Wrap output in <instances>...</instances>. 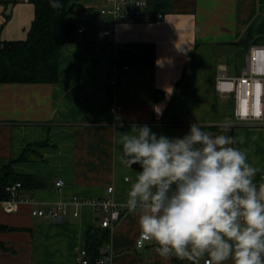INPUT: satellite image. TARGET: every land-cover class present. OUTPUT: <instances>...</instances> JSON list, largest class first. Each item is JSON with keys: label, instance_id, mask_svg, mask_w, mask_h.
<instances>
[{"label": "crops", "instance_id": "1", "mask_svg": "<svg viewBox=\"0 0 264 264\" xmlns=\"http://www.w3.org/2000/svg\"><path fill=\"white\" fill-rule=\"evenodd\" d=\"M108 1L79 2L74 15L85 30L61 48L56 84H0V175L10 166L46 185L25 194L29 202L0 203V264H77L87 232L100 227L90 202L103 198L123 211L108 229L111 264H188L162 259L151 243L137 248L138 217L123 205L125 177L135 179L139 169L119 158L120 133L133 124L168 138L183 137L196 122L213 133L224 125L259 170L255 178L264 173V128L236 125L232 101L215 84L220 75L242 74L231 58L243 48L264 46V0H149L142 19L117 26L113 41L103 35ZM35 15L31 0H0V44L26 41ZM139 42L155 45V68L118 69L117 49ZM221 46L237 52L218 57ZM58 205L67 211L62 220L32 215Z\"/></svg>", "mask_w": 264, "mask_h": 264}, {"label": "clouds", "instance_id": "2", "mask_svg": "<svg viewBox=\"0 0 264 264\" xmlns=\"http://www.w3.org/2000/svg\"><path fill=\"white\" fill-rule=\"evenodd\" d=\"M220 128L213 133L196 122L183 137L168 138L133 124L120 133L121 163L139 169L135 179L125 177L123 206L138 217L140 241L164 260L264 264V183H256L247 151Z\"/></svg>", "mask_w": 264, "mask_h": 264}, {"label": "trees", "instance_id": "3", "mask_svg": "<svg viewBox=\"0 0 264 264\" xmlns=\"http://www.w3.org/2000/svg\"><path fill=\"white\" fill-rule=\"evenodd\" d=\"M81 0H58L60 7H51L50 0H31L36 15L26 41L0 44V84H56L59 80V56L61 48L72 44L79 31V21L74 11ZM242 49L240 53H246ZM156 65V48L152 43H133L120 46L116 54L118 69L124 66L143 67L153 70ZM214 131L213 128L203 129ZM157 136L159 134L157 133ZM257 184L263 183L255 178ZM20 183L21 194H29L44 188L42 179L20 177L9 166L0 175V199L7 200V188ZM1 229V228H0ZM110 243L108 229L90 228L85 240L89 264H97L102 251Z\"/></svg>", "mask_w": 264, "mask_h": 264}, {"label": "built area", "instance_id": "4", "mask_svg": "<svg viewBox=\"0 0 264 264\" xmlns=\"http://www.w3.org/2000/svg\"><path fill=\"white\" fill-rule=\"evenodd\" d=\"M26 2L28 0H17ZM149 9V0H109L107 5L101 9V15L110 19L108 28L103 35L114 40L116 27L121 24H136L139 22L143 14ZM161 18V16H159ZM85 28H80L78 33H83ZM124 67V70H128ZM115 84V82H112ZM216 90L221 96L228 97L232 101L234 120L236 125L252 126L264 128V46H253L249 49L246 58V68L242 74L230 77L226 74L220 75L216 81ZM118 112L117 108L112 110L113 115ZM264 183V173L261 176ZM63 182L57 183V187H61ZM22 185L16 183L7 188L9 198L1 200L0 203L5 205L7 209H11L13 205L29 202L21 194ZM109 195H113V188L108 190ZM76 206L83 203L75 200ZM90 204L101 214L99 226L102 229L113 228L122 218L123 211L114 198H103L91 200ZM67 211L62 205L51 209L49 212L44 210H34V217H50L56 220H62ZM77 217L78 214L76 213ZM147 242L137 241V248H143ZM102 256L97 264H111L113 255L106 247L102 251ZM77 264H89L88 254L85 249L77 253ZM206 264V262H205Z\"/></svg>", "mask_w": 264, "mask_h": 264}, {"label": "rangeland", "instance_id": "5", "mask_svg": "<svg viewBox=\"0 0 264 264\" xmlns=\"http://www.w3.org/2000/svg\"><path fill=\"white\" fill-rule=\"evenodd\" d=\"M235 58H231L234 59L232 62V67L234 66L235 69L239 70V71H243L246 68V58H247V53H240L237 56H234ZM227 108L229 110H232V105L227 104Z\"/></svg>", "mask_w": 264, "mask_h": 264}, {"label": "water", "instance_id": "6", "mask_svg": "<svg viewBox=\"0 0 264 264\" xmlns=\"http://www.w3.org/2000/svg\"><path fill=\"white\" fill-rule=\"evenodd\" d=\"M237 49L233 46H221L217 49L218 57L232 56L236 54Z\"/></svg>", "mask_w": 264, "mask_h": 264}]
</instances>
